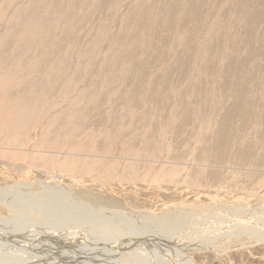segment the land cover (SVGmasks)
Masks as SVG:
<instances>
[{
    "label": "bare ground",
    "instance_id": "bare-ground-1",
    "mask_svg": "<svg viewBox=\"0 0 264 264\" xmlns=\"http://www.w3.org/2000/svg\"><path fill=\"white\" fill-rule=\"evenodd\" d=\"M9 2L0 39V147L20 149L29 140L24 127L47 125L38 148L73 158L74 169L100 172L96 157H107L164 172L145 176L155 190L127 183L139 193L133 196L119 193V182L94 186L42 169L19 182L0 179V196L40 213L17 225L11 214H21L0 201V264H194L180 246L264 236V201L215 204L200 196L205 187L232 184L220 177L226 169L264 172V37L230 16L242 10L264 22V0ZM164 164L210 169L182 179L199 189L167 188L158 184L174 177ZM164 188L173 193L162 197ZM154 202L172 208L154 215ZM135 244H143L147 262ZM104 250L116 260L102 258Z\"/></svg>",
    "mask_w": 264,
    "mask_h": 264
},
{
    "label": "rangeland",
    "instance_id": "rangeland-1",
    "mask_svg": "<svg viewBox=\"0 0 264 264\" xmlns=\"http://www.w3.org/2000/svg\"><path fill=\"white\" fill-rule=\"evenodd\" d=\"M9 1L0 0V39L4 33L3 31H4L5 24L11 18L10 16L11 14L8 12L6 8V6L11 5ZM250 1H252V3L256 2V0H248V2ZM222 7H225V5ZM12 8H13V12L14 10L18 9L17 7L14 9L13 6ZM229 10H230L229 12H233L232 9H229ZM219 13H221V10H219ZM230 16L235 18L236 24L237 26L239 25L238 27H240L241 30L246 31V30L254 29L255 34L264 37V22H260L254 13H250V12L244 13L242 12V10H238L235 13H231ZM245 16L247 18H244ZM243 20L245 21L244 23H243ZM27 34H28V38H30L31 35H29L28 31L26 35ZM255 46L256 48H258V43H256ZM10 52H11L9 54L10 59L18 58V57L14 58L16 55L13 56L12 51ZM71 57L77 58V57H74V55H71ZM213 57L214 59L219 60L220 57H222V55L219 53H215ZM227 60H228L227 58H223L222 60H220V63L223 64V62ZM28 68L31 69L33 68V66L31 64H28ZM173 110L174 108H171L170 112H172ZM29 117L30 116H28L27 119L29 120V122H32L31 117L30 118ZM29 122H27L26 125ZM46 126L47 125H43L39 127L30 126V128L27 131H26L27 127H24L23 133L24 135H26V137L29 136V140L25 142L24 145L20 147V149L9 148L8 150L7 148L6 150V147H3V148L0 147V176L2 175V177L0 178L1 180H6L7 182H10V181L19 182V180H22V179L23 180L29 179V176L31 175V173H33L34 170L42 169L54 175L56 174V175H63L67 178L76 177V179H83L87 181L90 185H94V186H97L96 184H100L101 182H103V180H105V182L107 181H111L115 183L119 182L121 184H125L121 186L122 188H120L121 190L122 189L124 190L123 192L117 191L122 194H125L124 192L130 193L131 188H127V187H130L128 186L129 184L127 183L132 184V182H135L138 184L140 183L144 184V186L142 187H138V186L134 187L137 189L146 187V189L148 188V191H151L152 188L153 190L158 188L157 187L158 185H152L154 181L149 180V179L146 180L145 176L148 174H152V173H160L163 175L164 171L161 173V172L156 171L155 168L154 169L152 168L150 171L145 173L141 169L137 170L136 162L128 163L121 159L113 160L107 157H101V158L96 157L97 164H100V170H101L100 172H97V171H89V170L81 171L80 169H74L73 166H75V163H77V161L74 160L73 158L69 160L68 158L69 156L66 158L63 155L58 154L55 157L53 156L51 157V154L43 151L44 149L38 148L39 145H43L44 142H47V140L45 139L46 137H48L45 131ZM23 133L21 131L20 134H23ZM81 140L83 141V139ZM71 141H72L71 139L69 141L63 140L62 148H66V146ZM6 153H8L9 155ZM63 157H65L66 159H64ZM85 159H88V158L85 157L84 160ZM164 165L166 166V171L169 172L168 175L176 177V179L173 177L171 180L158 183L160 186L162 187L164 186L167 188H171L175 186V187H185L190 190H194L195 188L199 189L200 188L199 183L194 182L192 184V183H188L190 181H185L182 179L185 176L189 177V176H193L194 174H201L202 176H204L203 173H205L206 170L208 171V169H210V168L208 169L204 168L201 171L202 173L198 170L194 171V173H191L189 172V167L185 168L186 171L184 170V167H181V170H178L177 172L175 169H172L169 171L168 169L169 164H164ZM105 169H114L115 173L105 174L103 173V170ZM220 177L223 181L224 180L230 181L229 183H232V184H225L224 182L221 181L220 182L221 185H225L226 186L225 188L221 187V185L214 187L215 189L211 188L210 186L205 187L204 190L206 191H203V193H200L202 194L200 196H203L202 199L208 200V203L213 202L215 204H224L225 202H230V203L248 202L249 203V202H254L255 200L264 201V172L257 171L252 174H248V171L238 172V171L226 169V171L223 174H220ZM231 186H233L234 188H232ZM220 187L224 189H221ZM134 188H132L131 190L133 193L131 196L135 194L136 195L139 194L137 193L138 191ZM209 188H211L213 191H210V190L208 191ZM72 193L71 195L73 199L78 198V194H76L75 192L73 194ZM87 193L88 191L86 190L84 194H81V197L82 196L85 197ZM152 193L145 194V196L142 197V199L146 198V196L147 197L150 196L149 194H152ZM172 193H173V190L164 188L163 194H159V195H161L162 197H167V196H170ZM21 199L25 200L27 198L25 197ZM1 200H2V203L6 205V208H8L7 211L10 212V214L11 213L21 214V217L20 216L17 217L16 215L11 214L12 219L10 221L14 222L17 225H22V223H26L29 220V218H33L34 215H37L36 217H40L39 212L38 213L30 212V214H28V212L20 210L17 204L9 203L8 202L9 200L5 199V197L0 196V201ZM18 204L22 206V203H18ZM154 204H155L154 207L150 211L154 215L163 214L164 211L170 210L172 208L171 203H167V202H163V203L154 202ZM125 205L126 203L121 208L126 209L127 207H125ZM127 209H131V208L128 207ZM137 211L144 212L145 209L144 210L139 209ZM123 232H126V231H123ZM124 235L130 237L129 234L125 233ZM235 237L236 238L232 236H226L222 239L217 240L216 242L213 241L207 247L203 246L201 248H194L195 250H189V248L185 246H180V248L178 249H181L180 253L186 256V258L191 260L194 264H264V236L261 235L259 237L257 236L253 237V236H248L244 234V235H241V237L240 236L238 237V235H235ZM141 245L143 244H140V245L135 244L133 249H135L136 254L141 256V258L145 262H147L145 258H148V257L145 254H143V252H141L140 250ZM98 253H100L102 258L107 257L108 260H111V259L116 260V256L113 253H108L105 250L98 252ZM150 254L151 255H149V257L153 256L155 259V262H157V259H158L157 254L156 253H154L155 255L152 253Z\"/></svg>",
    "mask_w": 264,
    "mask_h": 264
}]
</instances>
